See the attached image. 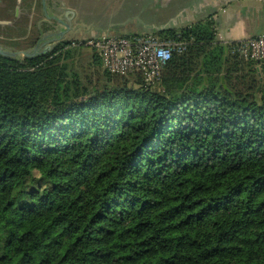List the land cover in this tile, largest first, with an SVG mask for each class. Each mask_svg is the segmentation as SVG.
<instances>
[{
	"label": "trees",
	"instance_id": "trees-1",
	"mask_svg": "<svg viewBox=\"0 0 264 264\" xmlns=\"http://www.w3.org/2000/svg\"><path fill=\"white\" fill-rule=\"evenodd\" d=\"M155 35L187 49L139 89L84 46L0 55V264H264V61Z\"/></svg>",
	"mask_w": 264,
	"mask_h": 264
},
{
	"label": "crops",
	"instance_id": "crops-1",
	"mask_svg": "<svg viewBox=\"0 0 264 264\" xmlns=\"http://www.w3.org/2000/svg\"><path fill=\"white\" fill-rule=\"evenodd\" d=\"M42 11L41 20L33 19L38 34L60 27L61 43L178 31L207 21L224 45L264 35V0H45Z\"/></svg>",
	"mask_w": 264,
	"mask_h": 264
},
{
	"label": "built area",
	"instance_id": "built-area-1",
	"mask_svg": "<svg viewBox=\"0 0 264 264\" xmlns=\"http://www.w3.org/2000/svg\"><path fill=\"white\" fill-rule=\"evenodd\" d=\"M237 53L247 61H264V35L236 42ZM71 47H91L101 58L103 68L120 76L142 74L146 83H155L175 52L183 53L187 43L163 40L155 34L113 36L75 41Z\"/></svg>",
	"mask_w": 264,
	"mask_h": 264
},
{
	"label": "rangeland",
	"instance_id": "rangeland-1",
	"mask_svg": "<svg viewBox=\"0 0 264 264\" xmlns=\"http://www.w3.org/2000/svg\"><path fill=\"white\" fill-rule=\"evenodd\" d=\"M41 2L42 0H0V45L3 48L8 51L23 52L36 45L28 47L31 41H36L37 37H41V35L38 36L40 27L36 26L33 20L43 18V3L41 4ZM26 33L28 35H25ZM72 42L67 43L71 44ZM26 43L28 44L26 45ZM94 54V49L91 47L82 48L76 58V67L88 66ZM124 77L131 80L129 85L132 88H140L137 82L138 75Z\"/></svg>",
	"mask_w": 264,
	"mask_h": 264
},
{
	"label": "water",
	"instance_id": "water-1",
	"mask_svg": "<svg viewBox=\"0 0 264 264\" xmlns=\"http://www.w3.org/2000/svg\"><path fill=\"white\" fill-rule=\"evenodd\" d=\"M44 5H45V0H43V6ZM71 14L74 15L73 12H71ZM62 34L63 33L60 27H58V29L54 31H49L46 34H43L41 32V37L39 41L36 43V45L23 52H14L11 50L8 51L0 45V55L15 60H24L27 58L45 56L48 53L54 51L57 45L61 43L63 38H59V37H61ZM106 36L113 37L114 35H103L97 38L106 37Z\"/></svg>",
	"mask_w": 264,
	"mask_h": 264
},
{
	"label": "flooded vegetation",
	"instance_id": "flooded-vegetation-1",
	"mask_svg": "<svg viewBox=\"0 0 264 264\" xmlns=\"http://www.w3.org/2000/svg\"><path fill=\"white\" fill-rule=\"evenodd\" d=\"M9 25H10V23H9ZM38 40H39V37H38ZM38 40H37V41H38ZM27 42H28V41H27Z\"/></svg>",
	"mask_w": 264,
	"mask_h": 264
}]
</instances>
